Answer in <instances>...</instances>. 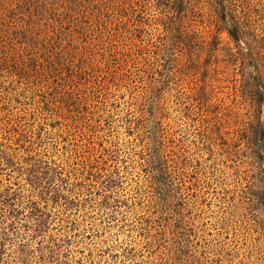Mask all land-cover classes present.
Instances as JSON below:
<instances>
[{
	"label": "rangeland",
	"instance_id": "374dc122",
	"mask_svg": "<svg viewBox=\"0 0 264 264\" xmlns=\"http://www.w3.org/2000/svg\"><path fill=\"white\" fill-rule=\"evenodd\" d=\"M168 1L71 0L0 20V32H53L58 46L38 56L21 38L3 39L20 45L11 51L0 42L1 259L264 264L253 159L243 143L228 155L211 133L244 125L236 51L264 70V0H179L162 25ZM179 19L196 31L192 51ZM230 19L242 50L221 25Z\"/></svg>",
	"mask_w": 264,
	"mask_h": 264
},
{
	"label": "trees",
	"instance_id": "16d2710c",
	"mask_svg": "<svg viewBox=\"0 0 264 264\" xmlns=\"http://www.w3.org/2000/svg\"><path fill=\"white\" fill-rule=\"evenodd\" d=\"M162 1L163 0H148V2H153L159 8L166 3ZM66 2L71 4V0H2L0 4V20L3 21L10 17L13 20L16 18L15 21H20L24 16L32 20L37 14L43 15L51 10L64 9L65 7L60 6V3L66 4ZM178 3L179 0H169V6L167 7L171 9V11L165 14L160 12L161 14H159L157 19L162 25L164 18H172L171 15H169L170 13H181L176 6ZM223 3L224 1L222 0V4ZM215 11L217 10H214V12ZM19 14L21 15L19 16ZM215 15L218 17L217 12H215ZM218 18L219 20L222 19L220 17ZM180 23L182 31L180 32L181 36L178 37V42H180L188 52L192 51L188 48V42L190 38L197 37L196 31L190 30L188 26L186 27V25L183 24V19L180 20ZM221 25L227 30L228 36L230 40L234 42L236 50H242L239 44L241 31L238 23L232 19L221 20ZM19 27L20 30H14V33H9L10 31L0 32V42L9 47L11 46L9 49L10 51L17 46L20 47V43L22 49L25 47L26 49L32 48L34 51L37 50L38 56L39 53L50 52L49 49H58V46H54V43L50 40V36L53 32L35 34L32 31L33 28L30 29L26 26L22 27V25ZM206 34L207 35H204L206 40L204 38L200 43V49L202 50L211 48L213 45L212 39L210 38L212 37L211 32H207ZM7 36L11 38V40L13 37V40L21 38V41L19 40L20 42L17 45L12 44L10 41L6 43L3 39L7 38ZM236 53L238 54L237 59H239L240 77L234 78V95L237 97L236 100L239 103L241 102L245 105L247 116L245 121L243 120L244 122H242L244 125L239 126L237 125L238 123L234 122L227 132H222L219 129L211 133L214 136L217 135V138L221 140L228 155H236L240 150L238 148L240 143H243L245 152L253 159L254 167L256 168L254 181L248 186V193L251 195V203L253 206L257 205V207L264 212V70L262 65L259 64L258 59H256V64L252 62V55H249L247 60L245 53L240 54V58L239 51H236ZM189 55H191V53H189ZM51 69L52 68H47L45 73L50 72ZM224 133H227V135L225 136ZM153 158L159 163L157 172L162 176H166L169 172L167 166H165V162H163L164 159L160 149L156 150ZM161 183L163 184L162 181ZM38 227V224H34L33 230L38 231ZM38 247L41 246L39 245ZM2 248L3 246L0 243V253ZM0 264L11 263L0 258Z\"/></svg>",
	"mask_w": 264,
	"mask_h": 264
}]
</instances>
